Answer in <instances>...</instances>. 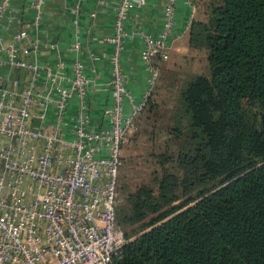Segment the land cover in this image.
I'll return each mask as SVG.
<instances>
[{"label":"trees","instance_id":"trees-1","mask_svg":"<svg viewBox=\"0 0 264 264\" xmlns=\"http://www.w3.org/2000/svg\"><path fill=\"white\" fill-rule=\"evenodd\" d=\"M191 15L183 38L205 69L158 61L123 144L137 153L121 156L127 242L112 264H264V0H204Z\"/></svg>","mask_w":264,"mask_h":264},{"label":"built area","instance_id":"built-area-1","mask_svg":"<svg viewBox=\"0 0 264 264\" xmlns=\"http://www.w3.org/2000/svg\"><path fill=\"white\" fill-rule=\"evenodd\" d=\"M148 0H121L114 9V32L107 37L111 76L99 81L87 72L98 55L81 60L78 20L64 61L39 60L40 40L27 28L8 24L17 18L11 0H0V66L17 74L0 81V264H112L127 242L116 223L117 182L123 144L134 127L174 40L181 0L162 2L161 25L154 33L127 24L130 12ZM195 11L189 0H182ZM44 0H35L34 22ZM176 38V36H175ZM143 45L149 87L136 101L127 89L121 53L128 40ZM101 87L110 103L95 116L91 90ZM126 101L130 110H125Z\"/></svg>","mask_w":264,"mask_h":264},{"label":"crops","instance_id":"crops-1","mask_svg":"<svg viewBox=\"0 0 264 264\" xmlns=\"http://www.w3.org/2000/svg\"><path fill=\"white\" fill-rule=\"evenodd\" d=\"M35 0H11L12 6L17 8V18L13 21L5 19L8 24L7 35L16 27L27 28L31 36H37L40 40L39 60L52 62L55 60V50L49 48V44L56 42L58 50L62 52L64 61L70 62L73 54L68 50L69 44L74 39L73 18L78 20L79 39L82 53L80 58L83 62H89V55H98L93 69L87 67V72L96 76L99 81L108 80L111 76L108 54L112 50L107 37L114 32V9L121 0H44L42 18L35 25L34 16ZM194 10L204 0H189ZM162 2L148 0L138 9L130 12L127 24L133 19H139V26L147 32L158 31L161 25ZM193 14V13H192ZM191 7L179 1L175 13L174 40L171 48L176 49L177 43L184 37L191 17ZM176 36V38H175ZM143 43L141 40H128L125 42L121 63L128 77L127 89L139 101L149 87V71L147 63L140 58V50ZM170 48V49H171ZM17 74L16 70L0 66V81ZM92 103L95 107V116H99L103 105L110 103L108 92L97 86L91 90ZM130 102L126 101L125 110H130ZM99 113V114H98Z\"/></svg>","mask_w":264,"mask_h":264},{"label":"rangeland","instance_id":"rangeland-1","mask_svg":"<svg viewBox=\"0 0 264 264\" xmlns=\"http://www.w3.org/2000/svg\"><path fill=\"white\" fill-rule=\"evenodd\" d=\"M198 9V8H197ZM199 12V13H198ZM203 17L202 8L200 6L199 11H196L194 16ZM186 56V57H184ZM165 67L166 70H192L201 72L205 69V61L202 54L198 51L188 49L186 47V42L184 38H182L177 43V48L172 49L169 52V57L166 61H164L162 67ZM158 84V82H157ZM159 100L162 97H165L163 90H160L159 95H156ZM134 145L130 141L125 143L123 146V154L127 157L130 154L136 155L137 151H134Z\"/></svg>","mask_w":264,"mask_h":264}]
</instances>
